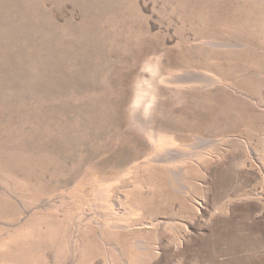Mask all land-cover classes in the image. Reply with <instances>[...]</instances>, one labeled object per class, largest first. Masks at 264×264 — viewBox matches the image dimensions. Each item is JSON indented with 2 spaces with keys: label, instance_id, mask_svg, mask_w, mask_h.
Listing matches in <instances>:
<instances>
[{
  "label": "rangeland",
  "instance_id": "1",
  "mask_svg": "<svg viewBox=\"0 0 264 264\" xmlns=\"http://www.w3.org/2000/svg\"><path fill=\"white\" fill-rule=\"evenodd\" d=\"M0 264H264V0H0Z\"/></svg>",
  "mask_w": 264,
  "mask_h": 264
},
{
  "label": "bare ground",
  "instance_id": "2",
  "mask_svg": "<svg viewBox=\"0 0 264 264\" xmlns=\"http://www.w3.org/2000/svg\"><path fill=\"white\" fill-rule=\"evenodd\" d=\"M158 109H159V108H158V106H157V107H155V110H157V111H158Z\"/></svg>",
  "mask_w": 264,
  "mask_h": 264
}]
</instances>
